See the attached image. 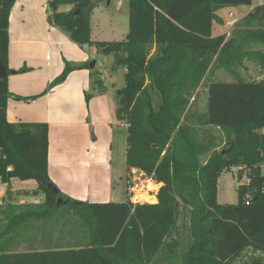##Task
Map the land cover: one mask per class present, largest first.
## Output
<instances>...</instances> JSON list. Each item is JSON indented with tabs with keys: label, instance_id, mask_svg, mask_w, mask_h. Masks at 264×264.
Listing matches in <instances>:
<instances>
[{
	"label": "trees",
	"instance_id": "obj_1",
	"mask_svg": "<svg viewBox=\"0 0 264 264\" xmlns=\"http://www.w3.org/2000/svg\"><path fill=\"white\" fill-rule=\"evenodd\" d=\"M16 0H0V62L8 69L9 19ZM93 0H50V22L79 47L110 48L125 68L117 118L128 122L127 165L162 187L157 203L88 204L64 196L48 173L49 127L11 124L7 120L8 76L0 80V181L35 180L30 204L11 216L0 233V264H161L173 261L181 211L189 212L190 244L180 264H264V177H253L260 193L250 206L238 187L236 205H219L218 181L233 167L264 163V80L245 81L238 69L244 62L264 66V4L253 0H129L128 39L94 42L91 38ZM252 7L229 36H213V25H223L218 12ZM66 9V10H63ZM67 64L53 85L74 70ZM234 82L208 85L206 108L191 104L207 76L217 70ZM96 86L103 88L93 70ZM90 95H87V100ZM222 135V148L213 133ZM235 146L228 155L222 151ZM206 161H203V159ZM11 168V170H9ZM62 200V203L59 201ZM70 205L87 228L66 246L52 242L46 251L12 252L5 239L26 226L53 220L62 205ZM36 221L37 224H33ZM51 228V227H50ZM46 232L47 229L45 228ZM51 231V229H50ZM8 241V244L3 241Z\"/></svg>",
	"mask_w": 264,
	"mask_h": 264
},
{
	"label": "crops",
	"instance_id": "obj_2",
	"mask_svg": "<svg viewBox=\"0 0 264 264\" xmlns=\"http://www.w3.org/2000/svg\"><path fill=\"white\" fill-rule=\"evenodd\" d=\"M49 1L16 0L11 8L7 84L12 98L7 101L8 122L48 125L49 177L67 198L88 204L128 201L144 204L135 199H139L138 193H147L157 203L162 184L127 165L128 129L118 120L119 107L101 75L103 88L95 84V72L89 68L90 63L96 61L92 47H79L50 22ZM251 10L252 7L240 19ZM215 26L226 27V21L223 25H213V36L228 32L215 35ZM92 32L91 24V38ZM67 64L82 68L72 71L64 82L53 85ZM87 95H90L89 100ZM132 172H138L137 178L141 179L138 186H145L143 190L135 189L134 194L130 188ZM35 182L37 186L33 190L19 192L31 195L29 198L42 196L32 195L39 186ZM151 185L156 190L149 193ZM6 192L7 198L0 197V224H7L11 216L21 212L16 209L17 204H38L44 200L16 203L12 198L14 192L9 187ZM15 233L4 237L11 240L9 250L12 252L46 251L51 247V234L41 225H28Z\"/></svg>",
	"mask_w": 264,
	"mask_h": 264
},
{
	"label": "rangeland",
	"instance_id": "obj_3",
	"mask_svg": "<svg viewBox=\"0 0 264 264\" xmlns=\"http://www.w3.org/2000/svg\"><path fill=\"white\" fill-rule=\"evenodd\" d=\"M95 3V11L92 15V39L95 41H108V43L122 42L127 39L129 33V0H111V3L108 5L106 0H93ZM258 4H264L258 2V0H253V6ZM250 10V7L243 6L238 9H224L220 12V16L223 17V23L226 21V27L215 26L214 34H223L228 31L225 35L229 36L233 31L235 24L240 20V18ZM232 13L233 18L229 19L228 14ZM254 51H261L264 53V45H254L252 47ZM92 53H94L97 65L96 72H100V75L103 77L104 85L108 87L112 94L114 103L119 107V100L117 98L118 92L122 90L125 86V68L121 66V63L118 65V59L114 53H104V50L98 51L96 48H91ZM244 68H239L238 72L240 76L244 78L245 81L254 80L262 81L264 80V66L259 65L256 62H244ZM234 78L231 74L227 73L224 70H217L210 73L203 86H201L196 93L194 94L191 104L195 105V108L202 112L206 108V102L208 98V85L212 82H234ZM219 139V148H222V135L218 129H214L213 132ZM207 158L203 159L206 161ZM232 170L225 171L222 173L218 181V193H217V202L219 205H236L238 203V187L241 184H246L247 178L243 176L241 180H238L232 173ZM37 184L35 181H21L15 179L11 184H4L0 181V197L7 198V189L8 187L11 191L13 200L17 203H25L28 200L30 202L40 201L44 199V195L39 197H30L31 195H22L20 190L28 189L33 190L36 188ZM156 190L153 185L148 189ZM145 194V195H144ZM139 194L145 196L144 198H139L144 203L155 204L156 201L154 198L149 197L147 193ZM143 199V200H142ZM2 200V199H1ZM11 200V199H10ZM27 204L15 206L16 209L22 211ZM189 212L188 210H182L181 215L178 221L177 227V239L181 243V248L177 250V255L173 261L164 260L161 264H180L179 256L182 250L186 249L190 244V231H189ZM33 224H37L36 221ZM47 231L52 234V242L59 244L60 246H66V243H71L73 239H69L68 236L72 235L74 241L76 242V237H83L86 234L87 228L83 226V222L77 217L74 212V209L70 205H62L58 210L55 218L44 224ZM7 224H0V232L5 229ZM37 226V225H35ZM40 226V225H39ZM42 226V223H41ZM51 227V228H50ZM51 229V231H50ZM7 243L8 241H3Z\"/></svg>",
	"mask_w": 264,
	"mask_h": 264
},
{
	"label": "built area",
	"instance_id": "obj_4",
	"mask_svg": "<svg viewBox=\"0 0 264 264\" xmlns=\"http://www.w3.org/2000/svg\"><path fill=\"white\" fill-rule=\"evenodd\" d=\"M262 1L263 0H258V2H262ZM229 17L233 18L234 16L233 14H229ZM123 127L128 129L130 125L128 122H124ZM1 159L6 160V156L2 155L0 151V160ZM231 169H233L232 173L238 180H241L243 176L247 178L246 184H241L240 186L247 187V190L243 195V201L246 206H250L258 193L261 192L262 194H264V189L259 192L258 189H256V187L252 186L253 177L256 176V171L259 172L260 177H264V163H262V165H260L259 167L239 166V167H233ZM9 170H11V168H9ZM137 173L136 172L131 173L130 188L132 190V194H134L135 189H140V190L145 189V186L143 185L138 186V184H141V179L137 178ZM149 193H151V191H149ZM135 198L136 197L134 196V199ZM135 200L141 202L140 199H135ZM1 205H3V203H1Z\"/></svg>",
	"mask_w": 264,
	"mask_h": 264
},
{
	"label": "water",
	"instance_id": "obj_5",
	"mask_svg": "<svg viewBox=\"0 0 264 264\" xmlns=\"http://www.w3.org/2000/svg\"><path fill=\"white\" fill-rule=\"evenodd\" d=\"M108 5L111 3V0H106ZM128 39V37H127ZM104 53H110V48H106L104 49ZM121 62V59L119 58L118 59V65L120 64ZM96 65H97V61H92L89 65V68L91 70H94L96 68ZM8 76V72L7 70L5 69V67L3 66V64L0 62V80L2 79H5L6 77ZM120 91L118 92V95H120ZM235 146L233 145L230 149L228 150H224L222 151V155H228L230 152H232L234 150ZM59 203H62V200L59 201Z\"/></svg>",
	"mask_w": 264,
	"mask_h": 264
},
{
	"label": "bare ground",
	"instance_id": "obj_6",
	"mask_svg": "<svg viewBox=\"0 0 264 264\" xmlns=\"http://www.w3.org/2000/svg\"><path fill=\"white\" fill-rule=\"evenodd\" d=\"M144 195H145V194H144ZM141 197H143V198H144L145 196H138V198H141ZM149 197H150V196H149ZM142 200H143V199H142Z\"/></svg>",
	"mask_w": 264,
	"mask_h": 264
}]
</instances>
